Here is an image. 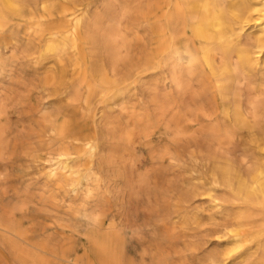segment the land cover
Wrapping results in <instances>:
<instances>
[{
    "label": "rangeland",
    "instance_id": "1",
    "mask_svg": "<svg viewBox=\"0 0 264 264\" xmlns=\"http://www.w3.org/2000/svg\"><path fill=\"white\" fill-rule=\"evenodd\" d=\"M52 3L82 18L78 54L69 41L48 50L38 40L39 7L0 18V264H262L264 241L245 234L264 214L250 208L254 227H232L240 203L211 169L226 158L241 173L264 170V93L246 99L264 63L240 88L245 105L260 100L259 114L244 115L254 129L235 128L193 98L198 88L170 90L150 67L152 0ZM97 65L110 80L105 97L89 76ZM75 122L92 134L95 148L78 156L93 170L79 168L63 193L46 175L60 147L52 129Z\"/></svg>",
    "mask_w": 264,
    "mask_h": 264
},
{
    "label": "bare ground",
    "instance_id": "2",
    "mask_svg": "<svg viewBox=\"0 0 264 264\" xmlns=\"http://www.w3.org/2000/svg\"><path fill=\"white\" fill-rule=\"evenodd\" d=\"M52 1L54 0H0V18L7 14L15 18H23L26 14L33 12L34 8L39 7L46 20L39 26L40 29L38 28V40L45 41L48 50H54L60 44L69 41L78 54L79 42L83 37L82 18L76 15V12H68L65 6L54 7ZM149 9L148 26L151 42L148 61L150 67L153 70L156 65L162 68L164 81L170 82V85L166 84L170 90L173 89V85L178 90L181 87L198 88L193 89L196 92L190 93L195 100L208 101V104L216 107V114L231 115V122L235 128L252 132L254 126L244 115L259 114L261 109L256 104L260 103V100L251 101V105L247 106L242 100L243 93L240 92L241 84L251 82L249 77L252 66L264 63V59L260 58L261 54L264 56V0H152V6ZM248 26L249 30L257 29V31L247 33ZM88 72L91 81L97 82L93 87L99 90V95H106L107 85L110 83L106 69L97 65L88 69ZM84 75L87 79V72ZM263 93L264 82H258L249 88L246 99L248 97L252 100L254 96ZM52 132L58 138L60 147L56 153L58 158L54 159L56 161L50 166V171L46 175L50 182L65 193L70 181L74 180L72 174L76 175L79 168L82 167L81 171L93 170L89 159L86 160L78 155L86 146L88 151L93 150L95 146L90 141L92 134L89 128L80 123L62 124L54 127ZM79 141H85V144L81 145ZM48 154L54 155L53 152ZM224 159L215 158L212 169L209 168L215 177L213 179L215 185L225 186V190L227 188L230 195L237 200V203H240L241 207L239 208L236 204L238 208L234 209L236 213L237 209H241L239 215L235 214L238 219L234 221L236 225H232L231 220H227L232 227L242 228L247 224L254 227L248 219H253L252 216L254 217L257 212L251 215L249 210L253 208L254 211L257 207L258 213L264 214V170L254 168L241 173L230 160ZM54 160L49 159L51 162ZM212 172L209 173L212 174ZM257 208H255L256 211ZM257 217L255 216L254 219ZM228 221L225 225H229ZM258 221L255 220V222ZM221 228L222 230L217 231L218 237L221 236L219 234L223 233L225 227ZM236 229L233 228L234 231ZM256 230H250L251 232L245 235L255 237L259 241L257 243L261 245L264 241V226ZM238 234L240 236L241 233L238 232ZM222 236L227 237V234ZM246 240H236V243H243L242 241Z\"/></svg>",
    "mask_w": 264,
    "mask_h": 264
}]
</instances>
